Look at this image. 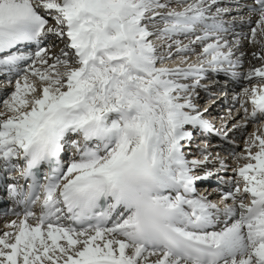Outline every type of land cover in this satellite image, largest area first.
I'll return each mask as SVG.
<instances>
[{
  "label": "snow or ice",
  "instance_id": "snow-or-ice-1",
  "mask_svg": "<svg viewBox=\"0 0 264 264\" xmlns=\"http://www.w3.org/2000/svg\"><path fill=\"white\" fill-rule=\"evenodd\" d=\"M0 202V264H264V0H0Z\"/></svg>",
  "mask_w": 264,
  "mask_h": 264
},
{
  "label": "bare ground",
  "instance_id": "bare-ground-1",
  "mask_svg": "<svg viewBox=\"0 0 264 264\" xmlns=\"http://www.w3.org/2000/svg\"><path fill=\"white\" fill-rule=\"evenodd\" d=\"M219 79V78H218ZM205 83H207V81H205ZM215 91V88L214 87H212V86H210V88H209V93H201V96L204 98L203 100H202V103H204V102H207V103H209V105H210V107H211V111H212V115L213 116H219V115H221V114H223L224 113V109L227 107V105L230 103V99L229 100H226V101H224V98L223 97H219V98H214L215 99V101H217V106L214 104H212V101H210V100H207V96H208V94H210V93H212V92H214ZM219 103V104H218ZM221 104V105H220ZM220 105V106H219Z\"/></svg>",
  "mask_w": 264,
  "mask_h": 264
},
{
  "label": "rangeland",
  "instance_id": "rangeland-1",
  "mask_svg": "<svg viewBox=\"0 0 264 264\" xmlns=\"http://www.w3.org/2000/svg\"><path fill=\"white\" fill-rule=\"evenodd\" d=\"M216 106H217V101H215V103H214ZM220 106V105H219Z\"/></svg>",
  "mask_w": 264,
  "mask_h": 264
}]
</instances>
